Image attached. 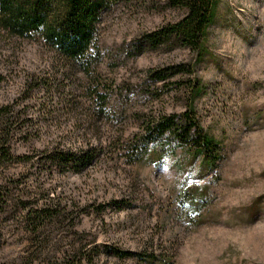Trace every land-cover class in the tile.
I'll return each instance as SVG.
<instances>
[{"label":"rangeland","instance_id":"rangeland-1","mask_svg":"<svg viewBox=\"0 0 264 264\" xmlns=\"http://www.w3.org/2000/svg\"><path fill=\"white\" fill-rule=\"evenodd\" d=\"M170 3H123L102 26L113 60L100 69L115 92L101 117L96 100L78 91L79 76L66 75L40 41L0 32V107H14V156L29 157L0 164V185L14 193L0 212V264L81 249L96 253L95 264H264V0H217L200 60L176 41L128 57L145 35L186 15ZM194 85L197 119L218 145L216 169L203 175L201 161L168 135L159 153L132 162L146 123L185 113ZM87 149L98 152L87 166L56 163ZM193 189L208 192L207 201H188ZM24 207L50 210L45 231L28 226Z\"/></svg>","mask_w":264,"mask_h":264},{"label":"trees","instance_id":"trees-1","mask_svg":"<svg viewBox=\"0 0 264 264\" xmlns=\"http://www.w3.org/2000/svg\"><path fill=\"white\" fill-rule=\"evenodd\" d=\"M135 0H0V32L7 38L20 41H40L43 46L57 56L65 67L66 75H76L78 91L96 100L94 114L101 117L112 110L110 97L115 92L114 84L103 80L100 69L105 59L113 60L101 45V29L106 20L114 13L115 8L123 3L128 5ZM170 4L186 11V15L177 23L168 25L144 36V43L136 48H130L126 53L134 58L142 55L144 45L159 48L168 46L175 41L184 48L194 51L198 60L204 57V44L209 28L214 24V13L217 0H171ZM113 13V14H112ZM136 49H138L136 51ZM181 72H192L193 68L184 67ZM161 74L151 79V86L163 80ZM4 80L0 75V83ZM200 87L194 85L190 92L189 109L176 116H166L153 119L146 123L144 134L132 141L129 158L132 162L149 157L165 147L163 139L166 135L183 148H188L195 160H200V171L203 175L212 173L219 161L218 145L200 125L193 102L199 95ZM14 107H0V164H11L16 160L28 161L29 157H15L11 142L15 137L12 128L14 122ZM108 115V114H107ZM18 119V118H17ZM96 149H87L80 154L72 153L57 157L60 165L78 167L87 166L97 158ZM208 192L190 190L185 198L191 202L205 203ZM14 193L7 185H0V212H4L9 204H13ZM17 201L15 206H20ZM21 207V206H20ZM27 211L25 220L28 226H33L35 232L45 231L48 209ZM61 215L55 217L59 219ZM46 242V240H45ZM43 243L45 245L46 243ZM110 255L124 258V253L110 249ZM81 250H75L73 256L63 254L57 258L40 264H95L96 253L88 257L82 256ZM97 252V251H96ZM128 254V253H127ZM163 264H171L166 259ZM32 264V263H31Z\"/></svg>","mask_w":264,"mask_h":264}]
</instances>
